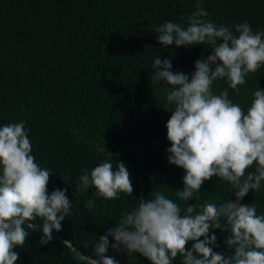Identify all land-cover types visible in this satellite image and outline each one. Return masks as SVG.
<instances>
[{
	"label": "trees",
	"instance_id": "16d2710c",
	"mask_svg": "<svg viewBox=\"0 0 264 264\" xmlns=\"http://www.w3.org/2000/svg\"><path fill=\"white\" fill-rule=\"evenodd\" d=\"M198 0H0V127L24 121L32 154L41 167L51 169L49 194L65 189L73 203L72 214L61 222L53 239L41 245L43 221L37 218L24 247H16V264H83L77 252L96 259L95 244L116 226L122 212H131L140 198L152 199L157 191L180 203L184 169L168 162L166 124L171 112L162 106L164 82H152V63L170 59L173 72L191 74L195 61L211 54L207 45L164 47L155 28L172 21L187 26ZM206 19L217 26L247 22L264 31V0H199ZM235 33V28L233 27ZM238 35V34H237ZM222 42V41H218ZM145 45L150 48L145 50ZM264 89V67L249 73L236 95L223 80L213 92L228 89L229 98L247 111L257 87ZM107 149V150H106ZM114 154L132 181L133 195L117 200L96 196L90 187L77 190L78 178ZM255 162L248 171H255ZM234 189L213 177L202 185L197 211L206 202L219 205L236 197ZM94 201L89 210L85 202ZM254 203L264 214V182L241 201ZM226 221L222 218V227ZM213 250L233 253L224 241L230 235L214 229ZM110 245L114 242L108 237ZM203 239V237H201ZM70 241L72 247L64 246ZM193 241L186 245L191 249ZM107 256L119 264H151L139 254L109 247ZM173 264H181L178 255Z\"/></svg>",
	"mask_w": 264,
	"mask_h": 264
},
{
	"label": "clouds",
	"instance_id": "9594fccd",
	"mask_svg": "<svg viewBox=\"0 0 264 264\" xmlns=\"http://www.w3.org/2000/svg\"><path fill=\"white\" fill-rule=\"evenodd\" d=\"M207 16L198 0L187 26L168 21L155 28L164 47L207 45L212 50L206 59L195 61L191 77L171 71L170 59L157 56L152 63L150 78L159 85L164 82L162 106L171 112L167 159L185 171L183 190L176 191L185 206L160 191L152 199L140 198L137 207L122 212L116 226L99 237L96 259L74 249L83 264H119L106 255L109 247L139 254L151 264H173L178 255L181 264H264V214H257L254 203H241L264 182V89L258 86L252 92L247 111L229 98L228 89L213 92L214 82L223 79L239 95L249 73L264 67V31L254 32L247 22L217 26ZM108 155V160L79 176L77 190L94 187L96 196L106 200H117L121 193L132 196L130 173L123 162L114 168V154ZM254 162L255 171H248ZM50 174L51 169L41 167L32 154L24 121L0 127V264H16L19 254L14 249L25 246L30 230L36 228L32 221H43L40 244L47 245L53 230L59 232L61 222L72 214L67 188L49 194ZM213 177L230 184L235 201L206 202L198 211L194 204H186L199 199L202 185ZM85 207L91 210L94 201L87 200ZM214 229L230 232L224 244L234 250L231 255L213 250L218 247L215 234L209 235ZM108 237L114 240L111 245ZM189 241L194 242L190 250ZM64 246L72 247L67 240Z\"/></svg>",
	"mask_w": 264,
	"mask_h": 264
}]
</instances>
